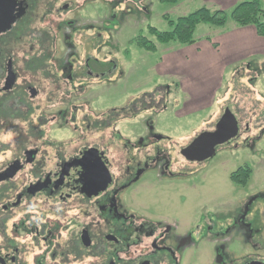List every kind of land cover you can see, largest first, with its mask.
<instances>
[{
    "label": "flooded vegetation",
    "instance_id": "af4514ba",
    "mask_svg": "<svg viewBox=\"0 0 264 264\" xmlns=\"http://www.w3.org/2000/svg\"><path fill=\"white\" fill-rule=\"evenodd\" d=\"M150 4L0 0V264H184L195 235L213 239L209 264H264L258 162L231 174L230 204L208 192L205 175L227 150L259 156L258 121L244 124L224 96L202 134L229 111L225 130L237 126L236 136L197 160L186 149L201 134L178 143L156 127L170 87L100 108L98 91L123 76L115 28L145 19ZM163 189L177 194L174 211L193 217L164 216ZM153 190V201L142 194Z\"/></svg>",
    "mask_w": 264,
    "mask_h": 264
},
{
    "label": "rangeland",
    "instance_id": "374dc122",
    "mask_svg": "<svg viewBox=\"0 0 264 264\" xmlns=\"http://www.w3.org/2000/svg\"><path fill=\"white\" fill-rule=\"evenodd\" d=\"M244 1L246 0L241 2ZM260 1L264 8V0ZM150 2L149 14L145 19H130L126 24L115 28L119 32L115 36L116 51L113 58L119 69H123V76L119 79L115 78L111 89L101 88L98 91L100 108L124 106L145 93L153 92L159 86L170 87L172 94L166 103L169 110L161 115L156 127L163 133L170 134L175 142L188 143L206 130L210 119H216L221 114L222 102L226 96L233 110L243 113L244 124L250 123L253 129L258 121L259 127L251 133L253 136L258 135L261 128H264V54L260 46L256 51L254 49L256 45H251V41L236 38L232 41L233 51H229L225 38L236 26L229 21L224 29L206 24L200 25L196 32L198 41L193 46L171 43L168 46L158 45L156 52H148L135 42L139 35L149 36L150 26L159 31H167L170 26L166 18L176 20L204 5L202 0H182L178 5L163 3L160 0H150ZM212 6L224 10L228 16H231L236 7L227 4L221 5L222 7ZM178 54L182 57L179 61L180 71L175 76L161 75L158 67L162 63L170 65L176 57L173 55ZM222 60H230L229 66L221 65ZM186 82L193 86L195 95L193 101L184 94L182 85L186 87ZM171 103L176 104L171 107ZM186 109H191L193 113L188 115ZM185 111L186 115H183ZM134 123L128 125L130 128L128 130H134ZM259 143L258 157L249 150L235 152L227 150L220 155L216 163H211L205 174L206 181L209 182L208 192L216 198L225 199V204L234 202L235 186L232 185L230 176L246 163L255 166L258 162L253 179L263 177L264 138L260 139ZM199 191L202 192V196L206 195V190L199 189ZM146 192L152 200L155 198L154 194L160 191H144L142 194ZM194 196L197 197L195 193ZM159 199L160 202L163 201L162 206L165 207L162 209L164 216H177L183 220H187L189 216L193 217V214H183L184 210L174 211L177 209V206H174L177 204V194L174 192L163 189ZM193 205L190 207V213L196 210V205ZM194 240L195 246L186 252L184 264H209L213 256L212 237L208 240L202 235H195Z\"/></svg>",
    "mask_w": 264,
    "mask_h": 264
},
{
    "label": "trees",
    "instance_id": "16d2710c",
    "mask_svg": "<svg viewBox=\"0 0 264 264\" xmlns=\"http://www.w3.org/2000/svg\"><path fill=\"white\" fill-rule=\"evenodd\" d=\"M182 0H161L163 3L180 4ZM170 26L167 31H159L149 27V36L140 35L135 39L137 45L148 51L156 52L158 45L168 46L177 43L184 46L195 45L198 41L196 32L202 24L210 25L218 29H224L229 21L238 27L253 26L257 34L264 38V8L260 0L240 2L228 16L224 10L212 9L203 6L193 13L179 17L176 20L166 18Z\"/></svg>",
    "mask_w": 264,
    "mask_h": 264
},
{
    "label": "crops",
    "instance_id": "0c3cea01",
    "mask_svg": "<svg viewBox=\"0 0 264 264\" xmlns=\"http://www.w3.org/2000/svg\"><path fill=\"white\" fill-rule=\"evenodd\" d=\"M202 1L204 4L203 6L209 7L208 6V4H209V5H211L209 8L217 9V8L213 7L212 5L217 6V7H222L221 5H223V4L233 5V6L236 5L237 6L239 4V2H241L242 0H202ZM246 1H251V0H246ZM221 3H223V4H221ZM220 10H222V9H220ZM236 38L240 39V40L251 41V45H256V47L254 48L256 51H258V47L260 46V50L264 54V38L260 37L257 34V31L253 26H247V27L235 26L233 31L230 32L229 34H227V36L225 38L226 39L225 43L228 44L227 49L229 51H233L232 41ZM191 46H193V45H191ZM197 50H199V49H197ZM173 56H176V57H174V59L171 61L170 65L169 64L164 65L162 63L161 66L158 67V70H159L161 75L171 74L172 76L173 75L175 76L176 73L178 71H180L179 61H181L182 57L180 56V54L173 55ZM244 57L246 58L247 56H244ZM236 62H237V60H236ZM229 63H230V60H228V61L222 60L220 64L227 67V66H229ZM184 87L185 86L182 85L184 94L186 96H188V99L190 98V101H193L195 95H194L192 84L191 83L189 84L186 82V87H185L186 89ZM186 110H187L188 115L193 113V112H191V109H186ZM185 113H186V111L183 113V115H186Z\"/></svg>",
    "mask_w": 264,
    "mask_h": 264
},
{
    "label": "water",
    "instance_id": "95a60500",
    "mask_svg": "<svg viewBox=\"0 0 264 264\" xmlns=\"http://www.w3.org/2000/svg\"><path fill=\"white\" fill-rule=\"evenodd\" d=\"M233 117L230 112H227L225 118L219 123L217 131L214 133H204L201 134L195 141L186 149V153L191 155V158L197 160H205L214 156L216 152V146L224 144L230 139L234 138L237 133V126L234 125L232 131L228 129L225 130V119ZM236 127V128H235Z\"/></svg>",
    "mask_w": 264,
    "mask_h": 264
}]
</instances>
